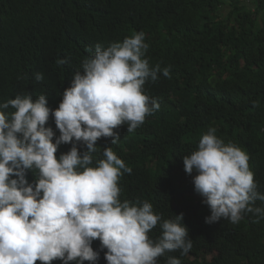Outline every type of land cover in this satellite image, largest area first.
<instances>
[{"label":"trees","instance_id":"obj_1","mask_svg":"<svg viewBox=\"0 0 264 264\" xmlns=\"http://www.w3.org/2000/svg\"><path fill=\"white\" fill-rule=\"evenodd\" d=\"M247 1L0 0V105L18 94L30 93L34 101L45 95L53 111L46 127L54 131V143L61 135L54 111L96 45L107 48L144 32L150 64L171 67L170 79L161 72L157 82L144 86L160 109L134 132L127 124L115 129L120 134L116 144L99 139L92 165L112 147L132 168L119 179V198L133 204L147 200L162 216L149 233L152 239L161 236L164 220L184 215L181 223L192 249L187 255L166 253L157 264H168L169 257L181 264H264V217L245 213L238 224L228 219L207 223L211 210L195 190L197 173L189 175L184 164V156L198 150L203 135L215 127L225 143L248 153L264 194V0H254V9ZM58 59L68 63L58 65ZM37 73L43 81H37ZM74 145L81 155L87 151L74 138L59 146L57 157ZM26 179L33 184L38 172L28 170ZM255 206L264 208V201ZM92 247L99 259L84 264H108L102 242L94 240Z\"/></svg>","mask_w":264,"mask_h":264},{"label":"clouds","instance_id":"obj_2","mask_svg":"<svg viewBox=\"0 0 264 264\" xmlns=\"http://www.w3.org/2000/svg\"><path fill=\"white\" fill-rule=\"evenodd\" d=\"M145 38L144 32H133L107 48L98 44L83 60V71L75 73L54 111L61 133L55 143L54 131L46 127L53 111L45 95L34 101L30 93L18 94L0 105V264L95 262L99 253L92 247L94 240L108 250V264H157L166 253L182 250L187 255L192 249L182 213L164 220L162 234L154 240L149 233L162 216L153 205L120 201L119 179L132 168L112 147L92 166L99 139L118 143L115 129L127 124L128 132H134L161 107L144 86L157 82L161 72L170 79L171 67L150 64ZM67 63L57 60L58 65ZM36 79L43 81V74ZM253 103L259 107L258 101ZM10 107L15 111H4ZM74 138L87 151L81 155L74 145L58 158L59 146ZM184 164L189 175L197 173L195 190L211 210L207 223L228 219L238 224L245 213L264 217V208L255 206L264 194L258 191L250 156L225 143L215 127L203 135L198 150L184 156ZM28 170L38 172L33 184L26 179ZM168 264L181 260L169 257Z\"/></svg>","mask_w":264,"mask_h":264},{"label":"rangeland","instance_id":"obj_3","mask_svg":"<svg viewBox=\"0 0 264 264\" xmlns=\"http://www.w3.org/2000/svg\"><path fill=\"white\" fill-rule=\"evenodd\" d=\"M246 5H248L250 8H252V9H254L255 8V6H254V0H248L247 2H246ZM223 12V11H222ZM223 13H225V11L223 12ZM226 15H227V13H226ZM226 15H224V17H226Z\"/></svg>","mask_w":264,"mask_h":264}]
</instances>
